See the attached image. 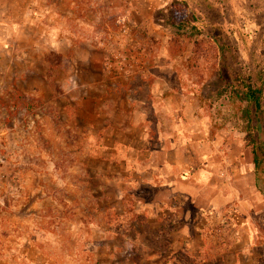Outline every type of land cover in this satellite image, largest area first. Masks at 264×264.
<instances>
[{
  "label": "rangeland",
  "instance_id": "obj_1",
  "mask_svg": "<svg viewBox=\"0 0 264 264\" xmlns=\"http://www.w3.org/2000/svg\"><path fill=\"white\" fill-rule=\"evenodd\" d=\"M20 1L0 8V254L20 238L59 264H164L171 247L175 264H198L172 243L204 242L213 261L240 240L230 256L264 264V186L245 134L223 125L205 13L188 6L183 20L202 30L190 37L166 22L175 0ZM213 1L246 66L263 46L264 0ZM95 94L98 129L78 120ZM125 125L122 141L142 126L156 151L133 172H119L109 139ZM151 166L162 183L148 184Z\"/></svg>",
  "mask_w": 264,
  "mask_h": 264
},
{
  "label": "trees",
  "instance_id": "obj_2",
  "mask_svg": "<svg viewBox=\"0 0 264 264\" xmlns=\"http://www.w3.org/2000/svg\"><path fill=\"white\" fill-rule=\"evenodd\" d=\"M189 5L205 13L207 31L220 52L216 100L227 107L223 125L232 122L245 134V147L252 152L255 180L259 187L264 186V41L260 52L255 49L250 52L249 62L244 66L213 0H175L168 11L167 24L176 26L181 21L180 32L190 37L201 35L197 25L183 20Z\"/></svg>",
  "mask_w": 264,
  "mask_h": 264
},
{
  "label": "crops",
  "instance_id": "obj_3",
  "mask_svg": "<svg viewBox=\"0 0 264 264\" xmlns=\"http://www.w3.org/2000/svg\"><path fill=\"white\" fill-rule=\"evenodd\" d=\"M4 3H21L20 0H0V8L4 7ZM7 4H5L6 6ZM25 26V28L27 26L29 27H34V29L36 28L35 25L33 26L32 21L29 24H23ZM16 35V32L14 33ZM32 34H30L29 36L31 37ZM17 36H19L17 34ZM57 42L55 43V48L60 47V43L58 42V40L61 39L60 36H56ZM62 41V39H61ZM74 60V58H73ZM73 71L74 72H79V69H75L73 67ZM131 77V76H130ZM101 100L102 98H100V94H95L93 95L91 98H86L83 100V102H85V104H89L90 105V109L88 112L85 111V107H83V109H81V112H79V118L78 120H82L85 117H87L88 121L90 122V124H94V126H96V128H100L97 126V124H95V117H101ZM127 110V107L125 108ZM117 118L118 116L121 114L120 113V108L117 105ZM87 114V115H86ZM119 114V115H118ZM131 119V118H130ZM129 118L126 120V122L129 120V123L131 122ZM118 120V119H117ZM93 122V123H92ZM128 123V122H127ZM124 127H117L115 129H112V131H114V134H112L110 138H112V140H114L115 146L117 147V167L119 172L120 171H124V172H129L135 169L138 170V160L140 159V155H142L141 153H145V157L144 158H149L154 156L155 152L153 148H149V145L147 146V143H145L146 140V134H145V129H142V126H135L132 127V125L129 126V128L125 129V130H136V133H130L129 135V143L126 140L122 141V138H120V134H125V132H123ZM123 128V129H121ZM104 138H107V135H104ZM147 141V140H146ZM140 142L142 144V146H140ZM145 144V145H144ZM114 147V149L116 148ZM162 148V147H161ZM145 150V151H144ZM135 155V159H129L130 157H127V155ZM137 158V159H136ZM135 160V163L133 161ZM137 161V162H136ZM162 161L160 162V165L162 166ZM135 166L134 169H132V166ZM178 164V163H177ZM159 165V167H160ZM151 168L153 169V172H151V175L149 176V183H156V182H161L162 180L167 178V171L166 173L164 172V170L161 171L160 169H156V167L151 166ZM154 169H156V171H154ZM123 176H117V181H122ZM151 177V178H150ZM178 178V176H176ZM156 178H160V179H156ZM169 183V182H168ZM178 181H174L173 184H178ZM168 185V184H166ZM187 227V226H185ZM188 228V227H187ZM181 231L183 232L184 230V226H181ZM179 229V230H180ZM180 232V231H179ZM194 239H189V240H179V241H175L172 243V245L177 244L178 250H181L183 248H186L187 250H190V252H192V254L194 255V257L192 259H194L195 261L198 262V264H210V262H213L211 264H238L242 263V256L240 254H238L239 256L234 255L233 257L230 256L235 252H237V250H240L241 247L243 245L240 244V240H238V242H235L232 247H224L225 250H223L221 253H218L214 256L213 261H208L205 257H203L202 255V250L205 247V243L201 242V245H199L198 249H195V246L197 245L198 242H196L195 246H194ZM203 241V240H201ZM198 250V251H197ZM197 251V252H195ZM10 252V254H9ZM8 254L9 255H5V254H0V264H59L58 261H56V259H54L51 256H48L46 254H44L41 250V248L39 247V245L37 243H35L34 241L30 240V239H24L21 240L20 238L11 241L10 244V249H9ZM173 247H171L169 249V251L167 252L166 256H162L164 260V264H175L173 262ZM227 254H229V256H227ZM158 258L152 259L153 262H155ZM228 259L234 260V261H229ZM175 261L177 262V264H191L190 262H188L184 257H181L180 255H177V258L175 259ZM105 264H113L112 261L109 260V262H105Z\"/></svg>",
  "mask_w": 264,
  "mask_h": 264
}]
</instances>
